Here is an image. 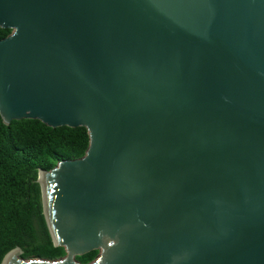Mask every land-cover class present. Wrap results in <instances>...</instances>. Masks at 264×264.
<instances>
[{
  "label": "water",
  "instance_id": "95a60500",
  "mask_svg": "<svg viewBox=\"0 0 264 264\" xmlns=\"http://www.w3.org/2000/svg\"><path fill=\"white\" fill-rule=\"evenodd\" d=\"M0 27L1 121L88 135L37 171L64 255L0 264H264V0H0Z\"/></svg>",
  "mask_w": 264,
  "mask_h": 264
},
{
  "label": "trees",
  "instance_id": "16d2710c",
  "mask_svg": "<svg viewBox=\"0 0 264 264\" xmlns=\"http://www.w3.org/2000/svg\"><path fill=\"white\" fill-rule=\"evenodd\" d=\"M10 32L0 27V38ZM88 146L83 126L50 127L37 119L22 118L4 124L0 119V260L19 247L24 258H59L62 246H54L41 212L37 171L49 170L58 160L81 157ZM93 249L75 256L88 264Z\"/></svg>",
  "mask_w": 264,
  "mask_h": 264
},
{
  "label": "bare ground",
  "instance_id": "6f19581e",
  "mask_svg": "<svg viewBox=\"0 0 264 264\" xmlns=\"http://www.w3.org/2000/svg\"><path fill=\"white\" fill-rule=\"evenodd\" d=\"M38 178H39V185H40L41 192H42V199H43V203H44V212H45V215H46V219L48 221V214H47V210L45 208V194H44V192H45V184L43 182V174L38 173ZM52 237L55 240L53 233H52ZM10 256L11 255H8L7 257H5V259H4L2 264H7L8 260L11 258Z\"/></svg>",
  "mask_w": 264,
  "mask_h": 264
}]
</instances>
